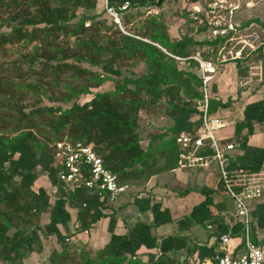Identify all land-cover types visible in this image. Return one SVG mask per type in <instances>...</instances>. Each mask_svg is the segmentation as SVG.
<instances>
[{"label":"trees","instance_id":"trees-1","mask_svg":"<svg viewBox=\"0 0 264 264\" xmlns=\"http://www.w3.org/2000/svg\"><path fill=\"white\" fill-rule=\"evenodd\" d=\"M129 1L126 17L134 7L146 5L149 0H112L115 3ZM155 2V0H150ZM97 0H0V49L21 41H41L52 43L61 35L84 32L86 22L94 16L83 15L77 21V10L81 7L92 10ZM102 15L109 19L103 10ZM110 20V19H109ZM101 20L93 21L92 24ZM111 21V20H110ZM114 24L113 21H111ZM7 27L9 30H4ZM141 38L123 35L117 42L109 41L100 46L94 39L83 41L85 54L92 62L103 60L106 67L112 69L114 63L126 59H146L147 72L137 78L117 80L114 87L99 91L84 101L75 100L69 106L46 104L39 94V102L25 108L17 101L3 102L17 118L0 119L10 121L12 128L0 134V262L2 264H24V252L42 247L41 234L54 235L61 249L50 253L51 264H185L176 251L183 244L178 237H160L154 232L172 221L160 202H151L150 196L137 195L134 204L141 211H150L152 222L137 221L123 233L115 231L117 217L103 210L106 201L100 200V194L86 188L73 189L59 177L60 166L55 164L54 143L66 134L69 140H80L92 144L102 157L106 167L115 173L122 182L147 181L152 176L179 167L180 149L177 138L181 132L192 130L200 124L192 120L193 115L201 113L199 101L203 98L202 78L198 62L190 56L196 50L191 47L205 43L210 48L227 35L212 40L197 41L191 36L172 40L167 25L157 15L145 20ZM144 38L150 41L144 40ZM180 58V59H179ZM178 60L188 62L193 68L180 69ZM72 64L57 63L55 69H68ZM81 69V68H80ZM261 85H264V58L262 64ZM99 86V82L91 84ZM85 87L82 93L89 92ZM210 111L219 114L229 106L213 94V82L210 87ZM165 98V113L173 124L165 132L155 134L147 147L141 143L139 112ZM221 115V114H220ZM6 122V121H5ZM264 123V100L248 103L243 110V118L235 124L232 139L237 144L236 164L257 171L264 162V147L249 143V137L255 132L257 124ZM246 130V133L244 132ZM50 142H54L50 146ZM190 169V168H187ZM47 173L50 185L55 189V199L44 185L35 187L41 173ZM217 187V188H216ZM204 198L195 204L182 222L187 228L193 221L210 222L214 225L211 236L213 242L199 246L198 250H189L190 256H213L219 250V236L227 230L223 210L231 199L225 195L216 201L217 186H203ZM214 205V210L211 207ZM229 207V205H228ZM70 209L76 210V228L69 230ZM49 212V221L41 223V215ZM255 217L252 237L264 242V200L255 203ZM109 217V240L92 254L83 247L79 252L72 250L66 238L72 233L90 231L103 218ZM241 222L235 224L233 238ZM66 230L71 231L65 233ZM241 245V244H240ZM239 245V246H240ZM238 246V247H239ZM145 247L155 249L148 252L146 258L139 254Z\"/></svg>","mask_w":264,"mask_h":264},{"label":"rangeland","instance_id":"rangeland-1","mask_svg":"<svg viewBox=\"0 0 264 264\" xmlns=\"http://www.w3.org/2000/svg\"><path fill=\"white\" fill-rule=\"evenodd\" d=\"M99 4L92 10L81 7L77 10V21L83 15L94 16V20L86 22V30L79 34L61 35L52 43L41 41H21L0 49V115L6 119L17 118L14 112L3 105V102L17 101L25 108H30L39 102V94L46 104H62L69 106L75 100L84 102L94 93L109 90L117 80L137 78L147 72L149 66L146 59H126L114 63L112 69L106 67L103 60L92 62L85 54L83 41L94 39L98 45L106 46L109 41H119L124 33L100 12ZM153 15L167 25L169 36L178 40L191 36L197 41L214 39V29L218 26L227 29V36L208 47L205 43L195 44L192 50L208 54L213 49V60L217 72L212 80L213 94L223 101H229V106L220 114L229 124L225 134H230L235 124L243 118L244 107L255 100H264V85H261L262 64L264 58V0H149L146 5L134 7L126 17V29L136 37L141 38L144 31L142 25ZM101 20L98 23L93 21ZM4 30L9 28L4 27ZM139 34V35H138ZM144 40L150 41L147 38ZM180 59V58H179ZM72 64L68 69H54L57 63ZM180 69L190 70L193 65L178 60ZM81 68V69H80ZM99 86H91L95 82ZM88 87L87 93L82 90ZM165 98L139 112V128L141 143L147 147L150 139L158 133L165 132L173 124L172 118L165 113ZM196 116V115H193ZM192 116V117H193ZM6 121V122H5ZM0 119V134L8 132L12 125L10 121ZM246 133V130H244ZM255 133L258 141L264 144V123L257 124ZM62 138H67L66 134ZM256 139L252 142L255 143ZM54 142H50L53 146ZM217 179L203 168H177L161 172L147 181H132L133 188L129 194H124L117 201L103 206L104 212L121 219L119 229L123 232L137 221L152 222L150 211H141L134 204L137 195L150 196L151 202H160L161 208L171 216L172 221L154 228L160 237L175 236L180 241L181 248L176 251L180 260L196 261L199 257H191L189 250L206 246L213 242L210 229L206 223L193 221L187 228L182 222L187 219L193 206L200 202L204 195L203 186H216ZM44 185L55 199V189L50 185L47 173H41L35 187ZM217 188V187H216ZM225 196L218 191L215 200ZM229 205V207H228ZM223 210L227 217L231 203ZM214 210V205L211 207ZM71 221L69 230L76 228V210L70 209ZM49 221V212L41 215V223ZM118 222V221H117ZM109 217L100 220L93 230L72 233L66 238L72 250L80 251L87 248L92 254L109 240ZM117 226V225H116ZM39 230L42 247L24 252V264H51L50 253L61 249V244L54 235H46ZM66 230L65 233L71 231ZM117 231V227L115 228ZM243 235L233 238L228 246L232 253L242 244ZM148 252L155 249L142 247L139 250L144 258ZM2 264V262H0Z\"/></svg>","mask_w":264,"mask_h":264},{"label":"built area","instance_id":"built-area-1","mask_svg":"<svg viewBox=\"0 0 264 264\" xmlns=\"http://www.w3.org/2000/svg\"><path fill=\"white\" fill-rule=\"evenodd\" d=\"M105 15L126 35L137 36L126 29L124 13L129 1L121 3L112 0H97ZM227 29L216 27L214 37L226 35ZM211 54L195 51L190 57L199 64L202 78L203 98L199 101L201 113L193 116L200 124L190 131L181 132L177 138L180 149L178 168H203L217 179L221 192L231 199L230 217L225 215L227 230L219 236V250L203 260L187 261L185 264H264V242L254 240L253 208L256 202L264 200V162L257 171L236 164L237 144L232 139L234 129L225 134L228 123L218 112L210 111L211 83L217 72L216 62ZM55 164L60 166L59 177L69 187L86 188L100 194V200L112 203L131 188L129 182H122L105 166L102 157L92 144L80 140L63 138L54 143ZM241 222L236 233L243 235L242 244L230 253L228 246L233 242L235 224ZM207 227L211 233L214 225ZM88 232V231H85Z\"/></svg>","mask_w":264,"mask_h":264},{"label":"crops","instance_id":"crops-1","mask_svg":"<svg viewBox=\"0 0 264 264\" xmlns=\"http://www.w3.org/2000/svg\"><path fill=\"white\" fill-rule=\"evenodd\" d=\"M255 138H257V139H256V142L253 143L252 140L255 139ZM249 143L252 144V145H255V146H262V147H264V144H261V143L258 141V136H257V134H256L255 132H254L252 135H250V137H249ZM261 175H264V172H263ZM106 218H107V217H106ZM106 218H103L102 220H105ZM120 221H121V219L119 218V219H118V222H117V226H116V227H117V231H116L117 233H123V232L126 231V230H125V231L122 232V231L118 228V227H119L118 225H119V222H120ZM263 235H264V232H261V236H263Z\"/></svg>","mask_w":264,"mask_h":264},{"label":"water","instance_id":"water-1","mask_svg":"<svg viewBox=\"0 0 264 264\" xmlns=\"http://www.w3.org/2000/svg\"><path fill=\"white\" fill-rule=\"evenodd\" d=\"M210 54H211V52H208V54H207V55L209 56Z\"/></svg>","mask_w":264,"mask_h":264}]
</instances>
